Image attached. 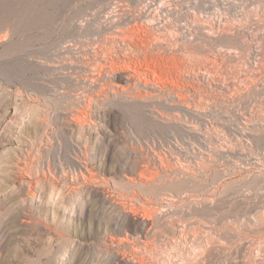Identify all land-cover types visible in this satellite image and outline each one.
<instances>
[{
  "label": "rangeland",
  "instance_id": "374dc122",
  "mask_svg": "<svg viewBox=\"0 0 264 264\" xmlns=\"http://www.w3.org/2000/svg\"><path fill=\"white\" fill-rule=\"evenodd\" d=\"M0 264H264V0H0Z\"/></svg>",
  "mask_w": 264,
  "mask_h": 264
},
{
  "label": "bare ground",
  "instance_id": "6f19581e",
  "mask_svg": "<svg viewBox=\"0 0 264 264\" xmlns=\"http://www.w3.org/2000/svg\"><path fill=\"white\" fill-rule=\"evenodd\" d=\"M152 11H153V10H152ZM166 16H167V15H166ZM168 16H169V15H168ZM156 17H157V16H156ZM161 18H162V17H161ZM168 18H169V17H168ZM139 19H140V18H139ZM163 19H164V18H163ZM164 20H165V19H164ZM227 23H228V22H227ZM132 24H133V23H132ZM204 24H205V23H204ZM207 26H208V25H207ZM138 27H139V26H138ZM138 27H137V28H138ZM144 27H145V26H144ZM229 27H230V26H229ZM205 28H206V27H205ZM205 28H204V29H205ZM227 28H228V26H227ZM145 29H146V28H145ZM219 29H220V28H219ZM120 31H121V30H119V32H120ZM123 31H125V30H123ZM131 31H132V30H131ZM205 31H206V30H205ZM225 32H226V31H225ZM116 33H118V32H116ZM122 33H123V32H122ZM125 33H126V32H125ZM129 34H130V33H129ZM129 34H128V35H129ZM132 34H133V33H132ZM142 34H143V33H142ZM112 35H113V33H112ZM116 35H117L118 37H122L121 35H123V34H121L120 36H119L118 34H116ZM133 35H134V34H133ZM117 36H116V37H117ZM114 37H115V34H114ZM116 37H115V38H116ZM108 39H109V38H108ZM133 39H134V38H133ZM131 40H132V39H131ZM134 40H135V39H134ZM139 40H140V39H139ZM146 40H147V39H146ZM116 41H118V40H116ZM103 43H104V42H103ZM123 43H125V41H124ZM92 48H93V47H92ZM99 50H100V49H99ZM95 51H96V50H95ZM260 51H261V50H260ZM101 53H102V51H101ZM103 53H104V52H103ZM99 55H101L100 52H99V51H96V52H95V56L99 57ZM104 57H105V56H104ZM111 57H112V56H111ZM94 58H95V57H94ZM119 58H120V57H119ZM104 59H105V58H104ZM107 59H108V58H107ZM107 59H106V61H107ZM111 59H112V58H111ZM97 60H98V58H97ZM115 60H116V59H115ZM117 60H118V59H117ZM109 61H111V60H109ZM109 61H108V62H109ZM121 61H122V60H121ZM99 63H100V62H99ZM104 63H105V62H104ZM114 63H115V62H113V64H114ZM116 63H117V62H116ZM107 64H108V63H107ZM107 64H106V65H107ZM110 64H112V62H111ZM99 65H100V64H99ZM104 66H105V64H104ZM104 66H103V67H104ZM109 66H111V65H109ZM127 66H128V65H127ZM100 67H101V65H100ZM103 67H101L102 70L104 69ZM105 67H106V66H105ZM112 67H113V65H112ZM112 67H111V69L114 70ZM122 67H124V66L122 65ZM130 67H131V66H130ZM131 68H132V67H131ZM133 68H134V67H133ZM147 68H148V67H147ZM259 68H260V67H259ZM109 69H110V68H109ZM120 69H123V68H120ZM126 69H127V68H126ZM128 69H129V67H128ZM102 70H100V72H101ZM104 70H105V69H104ZM112 70H111V71H112ZM116 70H117V69H116ZM130 70H131V69H130ZM107 71H110V70H107ZM114 71H115V70H114ZM132 71H133V70H132ZM132 71H131V72H132ZM258 71H259V69H258ZM100 72H99V74H100ZM117 72H118V71H117ZM117 72H116V73H117ZM159 72H160V71H159ZM192 72H193V71H192ZM108 73L110 74L111 72H108ZM114 73H115V72H114ZM114 73H112V74H114ZM116 73H115V74H116ZM137 73H138V72H137ZM115 74H114V75H115ZM127 74H128V73H127ZM161 74H163V73H161ZM130 75H131V74H130ZM213 75H214V74H213ZM100 76H101V74H100ZM102 76H103V75H102ZM110 76H111V75H110ZM132 76H133V74H132ZM94 77H95V76H94ZM98 77H99V76H98ZM129 77H131V76H129ZM208 80H209V79H208ZM218 83H219V81H218ZM117 86H118V88H119V87L122 88V87L119 86V85H117ZM118 88H117V89H118ZM120 88H119V89H120ZM120 90H121V89H120ZM122 90H126V89H124V87H123ZM126 91H127V90H126ZM122 92H125V91H122Z\"/></svg>",
  "mask_w": 264,
  "mask_h": 264
}]
</instances>
